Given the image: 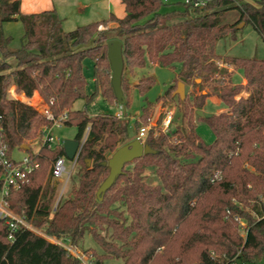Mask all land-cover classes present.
I'll return each instance as SVG.
<instances>
[{"label": "trees", "instance_id": "16d2710c", "mask_svg": "<svg viewBox=\"0 0 264 264\" xmlns=\"http://www.w3.org/2000/svg\"><path fill=\"white\" fill-rule=\"evenodd\" d=\"M121 1L123 17L112 13L65 30L55 9L24 14L20 0H0V119L9 154L54 123L27 102L9 97L11 83L28 97L38 91L56 118L66 114L64 124L76 126L74 138L83 141L75 161L82 169L71 193L57 205L50 235L79 247L85 234H92L102 248L101 253L85 249L93 264L110 257L122 259V264H264V58L216 52L220 39L236 38L242 22L264 39V0H207L199 6L183 0L165 10V0ZM231 14L237 16L232 22L227 20ZM12 21H20L24 29L16 48L4 31ZM113 38L123 43L125 69L149 62L180 67L154 101L145 95L155 77L140 78L137 89L145 98L135 121L138 130L149 123L155 102L181 104L187 129L157 135L151 129L145 143L155 152L127 163L100 199L98 188L109 174L105 162L132 140L128 120L109 113L90 118L73 105L80 98L92 101L99 91L110 103L118 101L107 55ZM86 56L94 59L91 93L86 92ZM221 61L241 69L246 82L228 79L231 71ZM179 81L199 86V92L181 98L176 93ZM122 88L126 108L131 95L124 75ZM243 90L249 95L237 98ZM211 95L227 110L203 116L215 135L206 143L194 119ZM29 155L37 167L6 195L10 208L28 220L45 214L40 206L44 183L52 162L65 151L61 144L41 145ZM148 167L154 168L159 183L145 181ZM3 172L0 167V184ZM9 232L7 221L0 219V264H81L37 233L19 229L11 240Z\"/></svg>", "mask_w": 264, "mask_h": 264}, {"label": "rangeland", "instance_id": "374dc122", "mask_svg": "<svg viewBox=\"0 0 264 264\" xmlns=\"http://www.w3.org/2000/svg\"><path fill=\"white\" fill-rule=\"evenodd\" d=\"M177 2H183V0H176ZM168 2V1H167ZM237 16L235 14H231L227 16V20L234 21L236 20ZM66 30H70L71 27H65ZM4 31L6 34L11 35L13 37L12 41V47L16 48L19 47L21 44V37L23 35V26L20 21H12L7 22L4 25ZM216 52L220 55H230V56H238V57H256V58H264V39L263 37L253 28L251 24H246L243 28L236 33V38L234 39L231 35H227L226 37L220 39L216 44ZM1 57V54H0ZM91 56H86L84 58V70L87 76L88 84L86 86V92L91 93L95 90V83L92 81V61ZM221 66L230 68L232 65L228 64L227 62L221 61L219 62ZM234 67V66H233ZM180 67H177L176 70H172L168 67H162V66H151L150 71L152 72L153 76L156 79L155 84L146 92V98L148 100L154 101L160 94L164 93V91L167 89L169 84L173 81L177 73L179 72ZM141 70H135V68L132 70L130 67L124 68L123 75L125 77L126 85H128L129 89L128 92L131 95V101L130 105L126 108L120 107V103L118 101L114 103H110L108 100H106L101 91L97 93L95 98L87 102L85 99L80 98L78 99L73 107L76 110H86L89 117L93 118L94 116L102 113H109V114H117L118 112L122 111L126 117H124V120H128V134L130 138L134 139V137L138 133V128L135 126V121L139 119L141 107L144 104V98L145 96L140 93V91L137 89V83L139 82L140 78L143 76H140ZM244 74L241 69H236V71L233 74V82L234 83H242ZM210 80L205 82V86L208 89L210 84ZM13 83H11L12 85ZM10 85V86H11ZM9 86V87H10ZM245 90L241 91L239 95L236 97L239 98L241 96L247 97L249 95L244 93ZM16 92V91H15ZM188 92L190 94L199 92V86H193V85H186L185 86V93ZM18 96L20 97V93L16 92ZM9 94V92H8ZM9 97H11V94H9ZM31 103L33 105L38 104L37 97L31 98ZM42 105H39L41 107ZM225 107V103L223 101L217 102L212 98H208L204 107V113L203 115H199L198 113L195 115V125H196V131L201 136V138L206 143H212L215 139V135L213 131L211 130L209 124L207 121L203 118V116H208L214 113H218V111ZM168 111L173 112V122L169 129H176L177 127H181L182 129L186 128V119L184 118L182 105L178 104L177 102L172 103H166L162 104L161 102H158L154 104V106L151 108V115L149 117L148 122H154L155 126L159 128V125L162 122L163 117L166 115ZM146 125V124H143ZM141 125V126H143ZM77 133V127L72 125H62V126H56L52 134L54 136L62 137V139L65 138H72ZM158 134V133H157ZM24 144H27L28 146L32 147L29 150L24 149L22 147L16 148L13 151V156L16 159L21 158L26 152H31L36 149L39 145H41V135L36 134L35 136L30 137L26 140ZM66 167L68 171H71L69 174V177H67L66 174L63 175V179L58 180V187L57 190L51 194L48 193V187L52 185L50 172L46 177L44 187H43V194L40 199V206L43 205V202L46 201L49 205V214L54 210V207L58 205L61 198L67 197L71 193V189L74 185H76L78 175L81 171V166L78 165L75 160L66 158ZM130 167V166H129ZM145 181L149 184H157L160 182L159 177L154 171L153 167L146 168L145 172ZM38 222H36L37 225L44 224V221L41 217H38ZM49 220V218H47ZM245 225V224H244ZM241 233L244 234L243 229L240 230ZM103 234H106V232L103 230ZM80 249L85 250L92 248L96 252L101 253L102 248L97 243V241L94 239L93 235L90 233H86L82 242V245L79 246ZM163 247H160L159 250H161ZM123 260L120 258H114L110 257L105 259L104 264H122Z\"/></svg>", "mask_w": 264, "mask_h": 264}, {"label": "built area", "instance_id": "2783aa9c", "mask_svg": "<svg viewBox=\"0 0 264 264\" xmlns=\"http://www.w3.org/2000/svg\"><path fill=\"white\" fill-rule=\"evenodd\" d=\"M207 0H184L185 3L192 4L194 6L204 5ZM15 84H12L8 88L9 94H11V98L19 99L28 104L35 107L40 113H42L45 117L50 120H53V127L62 126L64 124V120L67 118L66 114H63L59 117H55L50 110L49 104L43 99L44 107L39 109L36 105L31 103V97L26 99L19 98L18 94L15 91L20 92ZM25 94V93H24ZM34 95V94H33ZM123 107V104L120 105ZM120 118L126 117V115L120 111L116 114ZM173 122V112L168 111L166 115L163 117L159 128L155 126V122H149L146 125H143L139 128V131L136 135L137 138L140 139L143 143H145L146 137L148 136L151 129H154V134L157 135L159 131H167L169 130L171 124ZM52 128H47L46 126L42 127L43 134L41 135V143L42 145H47L48 147H53L56 144L63 145L64 139L62 137L54 136L52 134ZM89 130L87 128L86 134ZM83 141H80L82 144ZM78 156V155H77ZM66 156L61 155L58 156L53 162L50 170V176L54 178H62L64 174L69 177L71 171L67 170L66 167ZM77 158V157H76ZM76 161V159H75ZM0 167L4 169L3 175L1 176V184H0V219H5L9 225V238L11 240L14 239L15 233L19 229H27L34 233H37L46 239L57 243L66 249L69 255L77 258L81 264H93V256L90 253H87L85 250L80 249L78 246L73 245L69 239L67 238H55L50 235V231H47L45 227L36 224V219L32 218L28 220L24 215H19L15 213L11 208L6 199V195L9 193L11 188H19L21 182L26 177L27 173L31 172L34 168L37 167L36 163L31 161V157L28 154L24 155L20 159H15L12 154L10 155L7 149V145L5 142L4 134H3V126L1 124L0 119ZM241 224L244 226V222L242 220ZM238 264H249L245 261L239 262Z\"/></svg>", "mask_w": 264, "mask_h": 264}, {"label": "crops", "instance_id": "0c3cea01", "mask_svg": "<svg viewBox=\"0 0 264 264\" xmlns=\"http://www.w3.org/2000/svg\"><path fill=\"white\" fill-rule=\"evenodd\" d=\"M165 2L168 3L169 5L165 6L163 8L164 10L168 9V8H172L173 7L172 3H175L177 1L176 0H165ZM20 3H21V5H20L21 12L24 14L41 12V11L48 10V9H55L57 11L59 17L62 19L63 27L65 30H66L65 27H67V26L71 27L70 28V30H71V29H74L75 27H77L78 25H83V24H86V23H89L92 21H97V20L108 18L112 13H114L118 17H123L125 15V5L122 3L121 0H20ZM109 25H115V23L110 22ZM91 61H92V66L94 67V59ZM151 66H159V65L156 63L149 62L143 67H136L135 70L136 71L141 70L140 76H142V75L143 76L153 75L152 72L150 71ZM176 69H172V70H176ZM228 70L231 71L228 79L230 78L232 80L233 74L236 71V69L232 66L231 69L228 68ZM177 75H178V73H177ZM177 75L175 77H177ZM91 79L95 83V78H94L93 72H92V78ZM245 82H246V80L243 77L242 83H245ZM16 88L20 91L19 93H20L21 99L24 98L26 96L24 94V92L22 90H20L18 87H16ZM16 92H18V91H16ZM87 93H89V92H87ZM244 93H246L248 95V93L246 91H244ZM35 95L43 100V98L40 96L38 91L34 92L33 97ZM26 98H28V97H26ZM208 98H212L217 102L222 101L216 95H211ZM224 110H227L226 106L222 107L218 112H221ZM202 112L204 113V108L202 109ZM55 127H53V129ZM53 129H52V131H53ZM74 137H72V138H74ZM134 138H136V136ZM41 145L36 147L34 152H37ZM28 148H32V147L28 146ZM24 149H27V148H24ZM28 153L29 152H26L24 155H26ZM12 156H13V154H12ZM61 179H63V178H54L51 176L52 185H50V187L47 188L49 194H51L57 190V187L59 184L58 180H61ZM41 207L45 211V214L36 216L35 217L36 222H38L37 218L41 217L44 221V224H42L41 226L45 227L47 231H50L51 226H52V220H53V217L55 215V211H56L57 206L54 207V210L51 213V215L49 214L50 209H49V205L46 201L43 202V205ZM47 218H49V220H47Z\"/></svg>", "mask_w": 264, "mask_h": 264}, {"label": "water", "instance_id": "95a60500", "mask_svg": "<svg viewBox=\"0 0 264 264\" xmlns=\"http://www.w3.org/2000/svg\"><path fill=\"white\" fill-rule=\"evenodd\" d=\"M244 22L239 24V27H243ZM107 55L111 64V85L113 87L116 99L120 104L124 103V92L122 88V77L124 72V56H123V43L120 39L113 38L108 41ZM181 98L185 96V84L183 81L178 82L176 90ZM199 115H203L202 110H197ZM82 144L78 139L65 138L63 147L65 156L69 159L75 160ZM22 148H28L27 144H23ZM148 144L140 141L139 138H134L128 143L120 146L116 149L112 155L105 162L109 166V174L100 184L97 195L102 199L101 194L106 192L117 180L118 176L123 173L125 165L136 158L141 157L144 154L154 153ZM88 163L90 160L88 159Z\"/></svg>", "mask_w": 264, "mask_h": 264}, {"label": "bare ground", "instance_id": "6f19581e", "mask_svg": "<svg viewBox=\"0 0 264 264\" xmlns=\"http://www.w3.org/2000/svg\"><path fill=\"white\" fill-rule=\"evenodd\" d=\"M19 98H21V97H19ZM22 99H26V97H24V98H22ZM30 101H33V100H30ZM37 102H38V104H37L36 106H37L39 109H42V108L44 107L43 101H42V100H38ZM39 105H42V106L39 107Z\"/></svg>", "mask_w": 264, "mask_h": 264}]
</instances>
